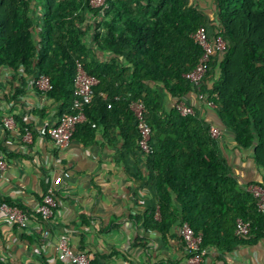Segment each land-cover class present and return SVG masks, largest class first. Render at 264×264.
<instances>
[{
	"label": "trees",
	"instance_id": "trees-1",
	"mask_svg": "<svg viewBox=\"0 0 264 264\" xmlns=\"http://www.w3.org/2000/svg\"><path fill=\"white\" fill-rule=\"evenodd\" d=\"M104 5L105 11L89 0H0V70L15 74L22 87L28 78L34 87L37 77H47L46 96L61 104L62 116L71 113L75 65L81 63L98 85L86 122L77 129L93 137L91 125L97 122L105 133L116 128L130 151L140 152L129 105L141 101L152 130L147 165L155 174L159 205V221L151 224L162 229L173 222L172 193L182 207L180 223L202 235L203 249L230 250L239 239L237 220L250 225L248 237H261L264 218L257 199L229 177L210 128L195 113L182 116L176 106L190 93L204 94L237 146L254 148V161L264 168V0H212L213 17L192 0H104ZM201 27L220 36L226 49L210 59L197 89L185 76L202 55L192 39ZM99 55L110 59L95 61ZM165 95L176 100L170 112L163 107Z\"/></svg>",
	"mask_w": 264,
	"mask_h": 264
},
{
	"label": "crops",
	"instance_id": "crops-1",
	"mask_svg": "<svg viewBox=\"0 0 264 264\" xmlns=\"http://www.w3.org/2000/svg\"><path fill=\"white\" fill-rule=\"evenodd\" d=\"M201 9L213 17V8ZM109 59L99 55L95 61ZM14 76L0 70V154L7 164L0 173V202L21 208L26 223L10 225L0 215V264H68L58 260L55 251L62 239L92 264H187L179 237L182 207L176 195H170L173 222L162 229L151 224L159 221V205L147 156L125 149L119 130L105 133L98 122L91 125L93 137L77 129L64 150L37 137L31 145L24 143L20 137L24 128L36 131L57 125L61 104L37 95L32 78L22 87ZM183 103L204 126L219 131L218 153L239 189L264 190V168L255 163L254 148L237 146L216 107L207 106L195 93L184 97ZM175 104L168 95L163 97L166 112ZM8 118L16 122L18 132L5 129L3 120ZM58 177L62 183L55 193V214L49 223L41 224L35 209ZM45 230L47 239L41 236ZM232 244L227 251L205 248L201 264H264V231L259 238H239Z\"/></svg>",
	"mask_w": 264,
	"mask_h": 264
},
{
	"label": "built area",
	"instance_id": "built-area-1",
	"mask_svg": "<svg viewBox=\"0 0 264 264\" xmlns=\"http://www.w3.org/2000/svg\"><path fill=\"white\" fill-rule=\"evenodd\" d=\"M89 5L94 8H102L106 10L104 0H89ZM193 41L202 50V55L193 71L185 76V79L195 88L200 89L206 76L210 59L216 54H222L226 45L220 36L211 35L205 27H201L192 36ZM98 85V80L88 75L82 64L77 62L75 65L74 77V92L71 113L62 115L57 125L52 127H42L36 131L28 128L23 129L21 139L24 143L31 145L35 139H47L56 149H66L76 132L78 126L86 122V108L90 107L93 100V89ZM34 87L37 91L46 95L51 90L50 81L45 76H39L34 81ZM106 99L105 95H102ZM198 99L205 102L207 106L213 107V104L208 102L204 94H198ZM117 98L112 100L116 103ZM177 111L182 116H190L194 114L191 107L185 104H178ZM138 132V148L140 152L147 156L151 153L150 140L152 130L145 120V107L141 101H133L129 105ZM3 126L11 132H18V125L12 118L4 119ZM210 134L212 138L219 136L217 129L211 128ZM7 164L3 156L0 154V173L6 170ZM62 183L61 177L53 180L48 187L46 193L42 196L39 204L35 209V214L40 217L44 223H49L53 218L56 211L55 193L57 187ZM251 194L257 199V211L264 212V190H252ZM0 215L10 225L25 226L26 218L17 209L11 208L6 203H0ZM250 225L241 220L236 221L235 235L242 239L248 237L250 234ZM43 239H47L49 232L45 230L41 233ZM179 237L182 242L183 248L187 254V264H201L205 256V250L202 248V235L195 234L187 223H182L179 229ZM57 259L65 261L68 264H92L90 258L83 254L73 251L65 240H59L55 247Z\"/></svg>",
	"mask_w": 264,
	"mask_h": 264
},
{
	"label": "rangeland",
	"instance_id": "rangeland-1",
	"mask_svg": "<svg viewBox=\"0 0 264 264\" xmlns=\"http://www.w3.org/2000/svg\"><path fill=\"white\" fill-rule=\"evenodd\" d=\"M192 2L203 9H212V0H192Z\"/></svg>",
	"mask_w": 264,
	"mask_h": 264
}]
</instances>
